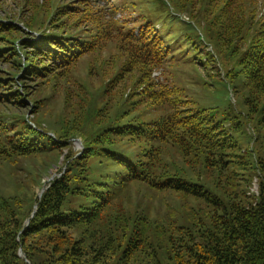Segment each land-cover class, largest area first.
Segmentation results:
<instances>
[{"label":"trees","instance_id":"16d2710c","mask_svg":"<svg viewBox=\"0 0 264 264\" xmlns=\"http://www.w3.org/2000/svg\"><path fill=\"white\" fill-rule=\"evenodd\" d=\"M24 2L0 18V168L60 166L0 197V264H264V0ZM189 49L259 137L152 77Z\"/></svg>","mask_w":264,"mask_h":264},{"label":"rangeland","instance_id":"374dc122","mask_svg":"<svg viewBox=\"0 0 264 264\" xmlns=\"http://www.w3.org/2000/svg\"><path fill=\"white\" fill-rule=\"evenodd\" d=\"M30 1V0H29ZM120 2V0H118ZM24 0H0V18L2 20H10L9 18H17L24 20L29 15L23 8ZM157 0H146L142 4V9L135 11L137 14H148L152 17L157 12ZM154 12V13H153ZM176 15V14H174ZM7 17V18H6ZM184 20H187L183 17ZM20 21V20H19ZM192 26V22H190ZM21 26V25H20ZM173 31L176 33H190V25L182 22L180 18L173 17L170 23ZM203 55L199 57L189 50L184 55L177 56L166 66L164 74H161L159 81L167 79L168 82L180 90V97L190 101L192 109H214L217 120H221L225 125L230 126L237 121L241 123L242 130L254 129L259 137L261 132L256 129L255 120L249 121L245 114L246 108L242 104L241 97L233 93L230 86L220 79L216 71L211 66L205 65ZM0 69H5V64L0 63ZM236 117V119H233ZM229 119H233L232 121ZM239 142L242 149H247L251 143V135H240L238 132H232ZM262 140L259 138L255 145L258 148ZM78 142L74 144V150L80 149ZM60 162L56 166H50L41 176L39 185L27 182L31 178L39 176L36 170L41 169V159L36 160H19L14 165V169L3 166L0 168V197H5L14 194L30 195V192L38 194L39 191L48 183V181L59 172ZM12 173V174H10ZM257 190L256 181L252 182L251 192ZM145 200L152 208L157 205V202Z\"/></svg>","mask_w":264,"mask_h":264},{"label":"water","instance_id":"95a60500","mask_svg":"<svg viewBox=\"0 0 264 264\" xmlns=\"http://www.w3.org/2000/svg\"><path fill=\"white\" fill-rule=\"evenodd\" d=\"M43 192V190L41 191V193ZM35 208H36V206H34V208H33V213H34V211H35Z\"/></svg>","mask_w":264,"mask_h":264}]
</instances>
